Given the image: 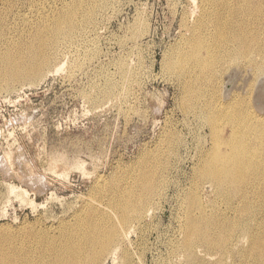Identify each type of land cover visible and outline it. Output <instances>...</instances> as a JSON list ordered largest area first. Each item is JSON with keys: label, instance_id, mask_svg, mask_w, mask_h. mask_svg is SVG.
Here are the masks:
<instances>
[{"label": "rangeland", "instance_id": "374dc122", "mask_svg": "<svg viewBox=\"0 0 264 264\" xmlns=\"http://www.w3.org/2000/svg\"><path fill=\"white\" fill-rule=\"evenodd\" d=\"M211 4L0 0V67L7 51L37 45L39 33L49 39L44 54H55L41 77L0 87V254L44 264L76 229L85 242L91 226H102L101 210L119 223L115 202L149 173L159 183L151 214L127 229L116 256L108 250L96 264H123L124 250L132 264H186L181 225L207 135L192 107L207 100L214 72L240 70L214 50L220 8ZM63 16L69 24L58 29ZM115 222L103 228L119 229Z\"/></svg>", "mask_w": 264, "mask_h": 264}, {"label": "bare ground", "instance_id": "6f19581e", "mask_svg": "<svg viewBox=\"0 0 264 264\" xmlns=\"http://www.w3.org/2000/svg\"><path fill=\"white\" fill-rule=\"evenodd\" d=\"M211 5L220 8L214 50H222V61L239 65L240 76L232 67L224 77H216L214 72L205 82L212 88L207 100L192 107V117L207 135L199 136L194 188L186 199L192 210L182 222L184 234L178 251L186 264H264V0H212ZM67 19L63 16L56 27L69 24ZM45 39L39 33L37 45L27 52H6L0 67L1 88L11 89L44 74L55 57L51 52L44 54L49 41ZM238 78H243L244 84L239 86ZM177 144L171 146L173 153ZM205 185L212 193L207 202L202 197ZM138 187L142 194L134 192ZM158 191L159 183L143 173L115 202L120 225L99 208L105 217L98 219L102 226H91L83 243L79 240L81 230L76 229L44 264H96L108 250L115 255L130 233L127 229L151 214L152 198ZM219 201L225 205L223 210ZM105 220L114 221L119 229L111 224L104 229ZM4 256L0 254V264H26ZM122 261L132 264L127 250Z\"/></svg>", "mask_w": 264, "mask_h": 264}]
</instances>
